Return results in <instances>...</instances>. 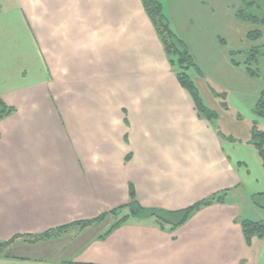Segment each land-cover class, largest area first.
Returning a JSON list of instances; mask_svg holds the SVG:
<instances>
[{"label": "crops", "instance_id": "0c3cea01", "mask_svg": "<svg viewBox=\"0 0 264 264\" xmlns=\"http://www.w3.org/2000/svg\"><path fill=\"white\" fill-rule=\"evenodd\" d=\"M197 42L206 51L210 38ZM202 56L199 70L220 67ZM176 72L141 0H0V99L15 109L0 119V241L66 225L15 238L0 264H264V237L247 244L240 226L264 219L252 200L264 165L247 142L252 124L264 129V84L232 109L214 103L212 123ZM192 75L215 95L217 81ZM131 188L165 211L226 195L176 228L152 216L112 227Z\"/></svg>", "mask_w": 264, "mask_h": 264}, {"label": "rangeland", "instance_id": "374dc122", "mask_svg": "<svg viewBox=\"0 0 264 264\" xmlns=\"http://www.w3.org/2000/svg\"><path fill=\"white\" fill-rule=\"evenodd\" d=\"M162 3L170 28L184 41L197 65L206 60L202 56L206 51L218 53L220 61L222 54L227 57L215 72L204 67L200 69L217 81L214 87L218 91L214 96L212 91L206 96L198 89L203 103L214 108V103L225 102L232 109L235 107L233 95L239 97L241 92H246V96H251L264 84V0H163ZM241 13L248 18H239ZM256 30L261 33L259 38L247 37L249 32ZM201 36L210 38L206 51L197 42V37ZM252 54L256 57L250 61V67L257 76L248 83L243 75L247 74L245 63ZM232 59L239 64L232 65ZM187 73L192 80L193 73L199 74L193 67Z\"/></svg>", "mask_w": 264, "mask_h": 264}, {"label": "trees", "instance_id": "16d2710c", "mask_svg": "<svg viewBox=\"0 0 264 264\" xmlns=\"http://www.w3.org/2000/svg\"><path fill=\"white\" fill-rule=\"evenodd\" d=\"M141 1L147 16L151 20L160 38V41L163 45L169 63L177 71L176 76L180 85L184 89H186L187 92L192 97L195 110L197 112V116L199 118L206 119L207 121L214 123L215 119L217 118L216 112L213 109H211L209 106H207L205 103H203L202 98L199 95L198 89L195 83L193 82V80L190 78L189 74L187 73V70L190 69V67H193L199 72V74L201 72L197 68L198 66L196 65L195 61L192 59L191 54L189 53L184 41L174 32V30L170 28L169 20L167 19V16L163 12V8H162L163 0H141ZM238 17L241 19L248 18L244 15V13L239 14ZM260 36L261 33L257 30L254 31V33L249 32V34L247 35V37H253L255 39L259 38ZM255 57L256 55L252 54V56H250L245 63L247 74L250 77L257 76V73L250 67V61L255 60ZM232 63L235 65L239 64L233 59H232ZM221 105L224 109L227 108L225 102H222ZM14 110L15 109L13 107L6 105L0 99V119L13 113ZM254 111L257 115L264 117V90L261 91L260 97L257 100ZM218 133L221 137H227L230 141H237V139H234L231 136H225L220 131H218ZM247 142L255 148L259 158L261 159L264 165V129H260L256 124H252L250 130V137ZM225 193L226 192L224 191L220 194L219 193L213 194L182 210L165 211L161 209L144 208L140 206V204L137 202L135 198L134 191L131 188L129 192V197H130L129 202L124 206L110 210L108 213L115 215L116 213H118L123 209L128 210V215L118 219L112 225V227H115L117 224H119L121 221H124L129 216H137V217L152 216L155 218L156 222L159 225L162 226V223H165V224H169L172 228H176L184 224L193 213L200 210L201 208L209 206L214 203H223L225 201V195H226ZM252 200L256 206L264 209V194H254L252 195ZM105 216L106 214H101L100 216L94 219L79 222V224L83 226L92 225L94 223H98L102 221ZM240 226L244 239L247 244H250L251 240L254 237L256 238L264 237V219L259 221L242 219L240 220ZM64 228H66V225L49 229L40 234L19 235V236H14L13 238L6 241H0V255L5 253L6 247L17 237H22L29 242L35 243L38 241L49 239L51 237H55L56 235L61 233L64 230Z\"/></svg>", "mask_w": 264, "mask_h": 264}]
</instances>
